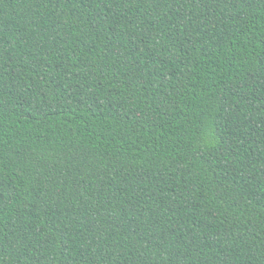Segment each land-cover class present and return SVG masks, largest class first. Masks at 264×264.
Returning a JSON list of instances; mask_svg holds the SVG:
<instances>
[{"label": "trees", "instance_id": "1", "mask_svg": "<svg viewBox=\"0 0 264 264\" xmlns=\"http://www.w3.org/2000/svg\"><path fill=\"white\" fill-rule=\"evenodd\" d=\"M0 264H264V0H0Z\"/></svg>", "mask_w": 264, "mask_h": 264}]
</instances>
